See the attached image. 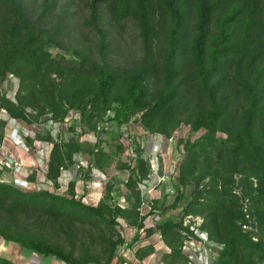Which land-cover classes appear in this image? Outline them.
I'll list each match as a JSON object with an SVG mask.
<instances>
[{
  "label": "trees",
  "instance_id": "trees-1",
  "mask_svg": "<svg viewBox=\"0 0 264 264\" xmlns=\"http://www.w3.org/2000/svg\"><path fill=\"white\" fill-rule=\"evenodd\" d=\"M27 1L0 0V77L20 79L15 100L0 95V107L11 118L56 124L76 110L80 135L98 132L103 119L167 137L183 125L203 131L194 140H179L184 157L177 166L174 210L182 206L183 188L191 186L179 221L167 217L155 228L147 226V215L139 216L140 183L149 178L151 163L139 144L132 162L117 159L125 150L119 129H104L115 152L107 151L100 137L95 144L78 135L66 141L52 133L26 137L30 145L36 139L52 145L47 180L58 186L81 152L90 157V167L104 173L116 163L129 170L125 186L134 191L137 233L131 244L142 233L158 232L170 249L162 263L193 264L184 250L183 232L190 229L183 217L202 216L201 229L222 246L216 264H264V0H66L61 11H56L59 0H41L37 16ZM129 19L140 28L144 49L133 68L111 62V30L105 26L122 27ZM84 25L99 36L96 42H84ZM64 36L76 40L74 61L48 49L49 44L65 49ZM7 124L0 118V147ZM114 187L107 181L95 206L76 199L74 181L65 195L0 180V237L66 264H113L118 246L130 244L120 235L107 239L104 254L87 246L77 255L41 230L55 225L65 232L74 223L116 228L125 211L110 204ZM154 248L141 258L155 254ZM125 262L118 258L115 264Z\"/></svg>",
  "mask_w": 264,
  "mask_h": 264
},
{
  "label": "rangeland",
  "instance_id": "rangeland-1",
  "mask_svg": "<svg viewBox=\"0 0 264 264\" xmlns=\"http://www.w3.org/2000/svg\"><path fill=\"white\" fill-rule=\"evenodd\" d=\"M40 1L41 0L27 1V8L33 16H37ZM64 4H66V0H59L56 11H61ZM74 10V8H71V11ZM88 12V7L84 2V19L89 17ZM105 26L111 30L110 36L112 42L110 45L111 51L109 52L111 62L122 67L133 68L137 66L143 58L144 49L140 28L136 22L129 19L122 27H113L111 25L109 26V24H105ZM98 38L99 36L95 32L89 31L87 26L84 25V42L90 40L91 42H96ZM70 40V38L64 36V42L66 45L65 49L54 44H49L48 49L57 58L64 56L69 61H74L77 57L75 56L71 45H74L76 40H73L72 42H70ZM19 86L20 79L14 74H9L4 79L0 77V95L14 98ZM28 111L31 112L32 110L28 109ZM11 121H13L12 124L16 127V131H13L12 128H8L7 130L5 129V133L11 135L12 132H15L16 136L19 138L20 135L23 136V142L20 143L22 147H24L23 144H30L27 142L26 137L35 139L38 133L42 135L52 133L56 138L63 141L68 140L71 136L78 135L80 136L81 141H85L89 144H95L98 141V137H100L104 141L103 147L109 152H115L116 146L112 140H107V135L104 129L114 131H118L119 129V132L122 133L121 141L125 143V150L123 153L117 154V159H121L125 162H132L138 154L135 150L136 144H139L145 158L152 160L154 163L150 177L147 179L148 183L145 184L143 181L140 184L142 203L139 208V216L147 215L146 223L155 228L167 217H174L178 221L181 220L182 206L190 198L191 186H187L186 188L182 187L185 191V197L181 203L182 206L179 209L174 210L172 204L178 195L176 185L179 184L177 179V166L184 157L183 149L179 145V140H194L200 137L203 134V131L194 133L191 131L190 126L183 125L174 132L172 137H167L160 133H151L141 125L124 124L118 128L115 122L103 119L99 122L98 132L88 131L87 133L80 135V114L76 110L71 112V115L66 121L56 124L45 119L42 122H36L30 125L22 120ZM17 123L21 124V126ZM22 126H24L28 132L26 130L24 131ZM73 127L77 129L76 132H71V128ZM219 135L226 137V134L224 133H219ZM35 141L32 145H34ZM38 142L40 144L37 143V145H41L43 153H46L49 149L46 148L47 142H42L40 140H38ZM87 147H89V145H87ZM28 148H31L32 150V147ZM5 153L6 150H4V152L0 151V158L3 159ZM90 160V157L86 153L81 152L76 154V165L69 167L72 168V172L70 174H65L64 177L61 178L58 186L50 183L42 174V170L40 172L35 170L34 175L36 178L35 180H30L27 177L26 179L25 177L23 178L22 174L19 172L12 171L11 164L10 166H7L2 162H0V180L7 183H16L20 187L26 189H48L65 195L69 192L70 182L74 181L76 199L82 200L89 205L96 206L103 199L106 182L112 179L115 187L113 191V199L110 201V204L120 205L125 211L124 216L118 219L119 226L112 228L106 226L105 223H74L70 225V229L66 228L65 232L60 231L55 225L48 228L45 227L41 232L49 240L62 242L67 249L74 250L77 255H81L87 246H90L96 252L104 254V249L109 247L106 243L107 239L116 240L120 235L130 243V246L127 243L118 246L113 264L116 263L118 258H123L128 261L130 260L129 262L136 264H161L164 251H170V249L158 232L152 236H147L145 233H142L140 239L131 244L137 233V227L134 225L136 216L132 212L135 203L134 191L125 186L130 175L129 170L120 169L115 163L108 169V173H104L99 168L94 166L90 167ZM26 167L28 166L26 165ZM32 172L33 171H27L29 175ZM24 179L26 181H24ZM95 182L100 183L101 185L94 186ZM235 189L238 193L241 192L239 188ZM245 203L248 202L245 201ZM183 221L188 224H193L196 220H188L186 216H184ZM196 228H198V226H196ZM45 232H47V235L44 234ZM188 245L189 246L185 247V252L188 254V257L193 264H216L218 251H220L222 247L215 241L213 243L207 242L206 244L203 242V245L200 244V246L197 243L195 245ZM203 246H205V249ZM149 247H155L154 249L156 253L153 257H151L150 254L142 259V252ZM192 249L202 256V262H198L194 258H191L190 255ZM125 253H128V258L124 256ZM32 256L33 258L36 257L35 255ZM55 261H57L58 264L64 263L58 259H55ZM144 261H146V263Z\"/></svg>",
  "mask_w": 264,
  "mask_h": 264
},
{
  "label": "crops",
  "instance_id": "crops-1",
  "mask_svg": "<svg viewBox=\"0 0 264 264\" xmlns=\"http://www.w3.org/2000/svg\"><path fill=\"white\" fill-rule=\"evenodd\" d=\"M0 118H3L8 121L6 130L8 128H12L13 131H16V127H14V125L12 124L13 121L11 120L17 121L18 119L11 118L7 112L5 113L2 111L1 107H0ZM19 126H21V124H19ZM22 129L24 131L25 130L27 131V129H25L24 126H22ZM22 139H23V136L20 135V138H19L16 136L15 132H12L11 135H7L5 133V140H4L3 145L0 147V151L4 152V150H6V153L3 159L2 158L0 159L8 160L7 157H13L14 160H18V159H15V157L16 155L21 154L23 158L22 164L17 165L15 161V165L12 166L11 168L12 171L19 172L20 174H22V177L23 178L25 177L26 179V177L28 178L29 176V173H27L28 170L29 171L36 170L38 172L42 170V174L46 178L45 168L48 162L47 159L49 157L52 145L47 142L46 148H49V149L48 151H46V153H43L41 149V145H37V143L40 144L38 140L35 141L34 145L23 144L24 147H22V145H20V143L23 142ZM28 147H32V150L31 148H28ZM26 165L28 167H26ZM71 170L72 168L65 169L62 173V176L60 177V180L62 177H64L65 174H70L72 172ZM25 179L24 181H26ZM32 255H35L37 258L36 257L33 258ZM150 256L153 257L154 254H151ZM55 259L56 258L54 257L39 255L27 248L20 246L17 243L6 241L2 237H0V264H6V262L8 261L12 262L13 264H58L57 261H55ZM129 261L126 260L124 264H136V263H131ZM144 262L146 263V261ZM63 264H66V263H63ZM161 264H164V263L161 262Z\"/></svg>",
  "mask_w": 264,
  "mask_h": 264
},
{
  "label": "built area",
  "instance_id": "built-area-1",
  "mask_svg": "<svg viewBox=\"0 0 264 264\" xmlns=\"http://www.w3.org/2000/svg\"><path fill=\"white\" fill-rule=\"evenodd\" d=\"M13 76V75H12ZM12 99L15 100V97ZM3 112L6 113V110L5 109H2ZM15 159H18V160H15L16 161V164L17 165H21L22 164V161H23V158H22V155L21 154H18L16 155ZM151 161V169H152V166H154V163L152 160ZM0 162H2L3 164L7 165V166H10V162L6 159L4 160H0ZM46 171H47V165H46ZM150 177V176H149ZM148 179V178H147ZM147 179L144 180L145 184L148 183ZM60 181V180H59ZM51 182V181H50ZM53 184V183H52ZM141 184V183H140ZM101 184L100 183H94V186H100ZM186 218L188 220H196L193 224L190 223H186L183 221V224L185 227H188L190 230L188 231H184V235H185V243H184V250H185V247L189 246L188 244H191V245H195L196 243L200 246V244L203 245V242H205V244L208 242V243H213L214 241L211 240L209 238V235L208 233L205 231V230H202L201 229V225L203 223V218L201 216H194V215H186ZM198 226V228H196V226ZM148 227H151L147 224ZM247 228V226H245ZM254 239H257V238H254ZM201 245V246H202ZM204 249H205V246H203ZM129 250V249H128ZM130 251V250H129ZM125 257L128 258V253L124 255ZM191 258H194L196 261L198 262H202V256H200L197 252H195L193 249L191 250ZM192 263V261H191Z\"/></svg>",
  "mask_w": 264,
  "mask_h": 264
},
{
  "label": "water",
  "instance_id": "water-1",
  "mask_svg": "<svg viewBox=\"0 0 264 264\" xmlns=\"http://www.w3.org/2000/svg\"><path fill=\"white\" fill-rule=\"evenodd\" d=\"M8 161L11 163L12 166L15 165V160L13 157H7Z\"/></svg>",
  "mask_w": 264,
  "mask_h": 264
}]
</instances>
